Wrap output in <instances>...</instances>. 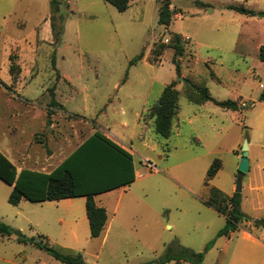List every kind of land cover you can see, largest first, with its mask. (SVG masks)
<instances>
[{"label": "rangeland", "instance_id": "obj_1", "mask_svg": "<svg viewBox=\"0 0 264 264\" xmlns=\"http://www.w3.org/2000/svg\"><path fill=\"white\" fill-rule=\"evenodd\" d=\"M170 3L173 16L164 27L158 23L163 0H129L124 12L104 0H0V152L17 169L50 171L95 129L130 149L137 170L130 187L94 197L114 222L105 237H90L82 219L85 198L24 199L13 206L7 202L11 187L1 180L0 219L27 237L44 235L61 253H79L88 264H148L168 254L173 259L164 264H196L183 249L201 254V264H264V228L242 221L218 237L225 219L204 204L206 174L218 160L221 169L209 187L230 195L240 179V210L264 217L257 190L264 181L254 166L258 144L264 143V130L256 127L264 122L258 99L264 90V63L258 59L264 0ZM172 34L182 38L181 56L168 47ZM140 53L141 60L130 65ZM11 66L20 71L11 72ZM172 82L178 110L171 135L160 139L150 114ZM191 84L218 101L242 98L243 107L253 105H196L190 98L199 94ZM51 87L55 112L42 107L52 100ZM47 113L54 127L45 126ZM36 133L47 134V143L36 140ZM245 140L250 169L240 173ZM0 264L63 263L11 236L0 242Z\"/></svg>", "mask_w": 264, "mask_h": 264}, {"label": "trees", "instance_id": "obj_2", "mask_svg": "<svg viewBox=\"0 0 264 264\" xmlns=\"http://www.w3.org/2000/svg\"><path fill=\"white\" fill-rule=\"evenodd\" d=\"M104 1L113 6L118 12H124L129 7V0ZM195 4L200 7H211L199 1ZM170 5V0H163L158 14V23L161 26L168 27L171 24L173 12ZM230 8L246 15H259L243 7L232 6ZM159 47L160 49L165 48L166 45L159 44ZM168 47L174 50L175 56H181L185 49L182 38L178 34H172ZM142 56L143 54L140 53L130 61V65L140 61ZM258 59L264 63V45L259 47ZM54 63L55 61L52 59L53 66ZM176 69L178 72V67ZM14 70L19 72V66H16L15 69L11 66L10 71L13 72ZM190 87L199 94L198 99L200 102L211 101L222 108L238 109L235 101H218L210 96L206 88L195 84H191ZM49 91L52 94L50 105L55 106L53 101L54 90L52 88ZM258 99L260 102H264V90L260 93ZM190 100L193 102V97ZM177 110L178 91L175 88V83L172 82L164 87L150 114L153 119L152 128L158 138H169L172 133V121L177 114ZM124 167L127 169L129 177L124 182H116L117 174ZM220 167L219 161L215 160L209 167L204 181V186L210 193L204 204L213 207L218 213L226 217L225 226L218 232L217 236L228 235L230 232L235 231L242 221H251L254 227H264V218L254 220L240 210L239 193L234 192L231 196H228L209 187L208 181L216 175ZM0 180L12 186L8 203L13 206L18 205L22 199L31 202H43L84 196L86 198L85 211L89 223L90 237L97 238L104 230L107 213L104 207L96 205L94 195L131 183L134 180V169L132 156L128 152L109 140L101 132L95 131L93 135L48 173L29 169L17 172L13 163L0 152ZM11 236H14L19 243L33 244L63 264H88L81 254H63L50 245L46 237L40 235L38 240L34 237H27L21 231L11 228L0 220V238ZM182 254L189 255L195 260L196 264H201V254H196L187 249H183ZM172 259V256L168 254L157 262L148 264H164ZM178 260L181 261V258Z\"/></svg>", "mask_w": 264, "mask_h": 264}, {"label": "crops", "instance_id": "obj_3", "mask_svg": "<svg viewBox=\"0 0 264 264\" xmlns=\"http://www.w3.org/2000/svg\"><path fill=\"white\" fill-rule=\"evenodd\" d=\"M176 14V13H175ZM176 15H178V14H176ZM176 15H174V17L176 16ZM179 16V15H178ZM19 71H20V68H19ZM63 77V76H62ZM64 78V77H63ZM177 87V86H176ZM175 87V88H176ZM53 87H51L50 89H52ZM53 90H54V88H53ZM262 91H260V93H261ZM54 93H55V90H54ZM260 93H259V95H260ZM207 101H205V102H200L199 101V99H198V97L197 96H194L193 97V103H195L196 105H203V104H205ZM235 102L237 103V105L238 106H243V105H245L246 104V101H245V99H242V98H239V99H237V100H235ZM262 104L264 105V102H262ZM34 108L36 107L34 104H31ZM39 107H40V105H39ZM45 110H47V111H52V112H55V111H58V109H56V107L55 106H51L50 105V102L49 103H47V104H45V105H43L42 106ZM47 120H46V122H45V126H48V128L51 126V127H54V125H55V123H53V122H51L50 121V117L52 116V115H48V113H47ZM263 123L264 122H262V121H260L258 124H257V129L258 130H264V126H263ZM95 131H99V130H93L92 131V133H90L88 136H85L83 139H81V141L72 149V151L68 154V155H66L63 159H62V161L66 158V157H68L79 145H81L87 138H89L91 135H93L94 134V132ZM51 132V131H50ZM100 132V131H99ZM103 134V133H102ZM105 137H107L109 140H111L107 135H105V134H103ZM35 139L36 140H38V141H40L41 143H47V141H48V135L46 134L45 136H43L42 134H39V133H36L35 135ZM84 135L82 134V136H78V138H81V137H83ZM112 141V140H111ZM112 142H114V141H112ZM115 144H117L119 147H121L123 150H125L126 152H128L131 156H132V163H133V169H134V180L131 182V183H129V184H127V185H122V186H119V187H116V188H114V189H111V190H109V191H106V192H103V193H99V194H96V195H94V197L95 196H97V195H100V194H104V193H107V192H110V191H113V190H117V189H126V188H128V187H130L133 183H134V181L136 180V177H137V170H136V167H135V164H134V159H133V155H132V153H131V151H130V149H128L127 147H125L120 141H115L114 142ZM250 144V143H249ZM259 153H258V158H256V162H255V169H257V171L259 172V175L261 176L260 178L264 181V143L262 142V141H260L259 142ZM249 149H250V145H249ZM48 158L49 157H51V155H52V153L49 151L48 152ZM5 156V155H4ZM6 157V156H5ZM7 158V157H6ZM8 159V158H7ZM61 161V162H62ZM61 162H59L58 163V165L61 163ZM57 165V166H58ZM57 166H55V167H57ZM54 167V168H55ZM249 167H250V161H249ZM53 168V169H54ZM24 169H26V168H24ZM53 169H51L50 171H44V170H34V169H29V170H34V171H40V172H45V173H48V172H51ZM220 169H221V167H220ZM219 169V170H220ZM250 169V168H249ZM16 170H17V172H20L21 170H23V169H17L16 168ZM218 170V171H219ZM217 174V173H216ZM127 177H129V173H128V171H127V169L124 167V168H122L120 171H119V173L117 174V177L115 178V181L116 182H124L125 180H127ZM214 178V177H213ZM212 178V179H213ZM2 181V180H1ZM114 181V182H115ZM5 183V182H4ZM8 185V184H7ZM10 186V185H9ZM11 187V190H12V186H10ZM210 187H212V188H214V189H216V190H218V191H220V192H222L220 189H218V188H216V187H214V186H210ZM11 190H10V192H11ZM257 190L258 191H260L261 192V196H259L258 197V203L264 208V185H261V186H259V187H257ZM10 192H9V194H10ZM235 192V191H234ZM222 193H224V192H222ZM233 193V192H232ZM231 193V194H232ZM225 195H228V194H226V193H224ZM231 194L230 195H228V196H231ZM208 195L210 196V193L208 192ZM8 197H9V195H8ZM83 198H85L84 196H82ZM75 198H80V197H75ZM209 198V197H208ZM69 199H74V198H68V199H62V200H59V201H65V200H69ZM22 200H24V199H22ZM21 200V201H22ZM20 201V202H21ZM58 201V202H59ZM70 201V200H69ZM85 201H86V198H85ZM7 202H8V198H7ZM20 202L18 203V205L20 204ZM31 202V201H30ZM44 202H57V201H43V202H33V203H44ZM97 205V204H96ZM17 206V205H16ZM101 207V206H100ZM211 208H213V207H211ZM214 209V208H213ZM215 210V209H214ZM216 211V210H215ZM217 212V211H216ZM85 213H86V211H85ZM106 213H107V211H106ZM218 213V212H217ZM219 215H221L222 217H224V219H225V222H226V217L224 216V215H222V214H220V213H218ZM264 217H262V218H258V219H263ZM82 219H85V225H86V223H87V225L86 226H88L89 227V223H88V219H87V216H85V218L83 217ZM252 219H257L256 217L255 218H252ZM1 220V219H0ZM2 221V220H1ZM59 221H63V218H60L59 219ZM3 222V221H2ZM249 223L251 222V221H248ZM113 224H114V222H113V219H109L108 218V215H107V221H106V225H105V227H104V230L102 231V233H101V235L103 234L104 235V237L110 232V230L113 228ZM251 224H252V222H251ZM260 228H264V227H262V226H259ZM259 227H254L253 226V224H252V229L253 228H259ZM90 232V231H89ZM245 234V236L246 237H250V238H252V239H255V237L253 236V234H252V232L251 231H248V230H245V232H244ZM100 235V236H101ZM38 236H40V235H38ZM42 236H44V235H42ZM99 236V237H100ZM45 237V236H44ZM5 237H1L0 238V242L4 239ZM31 238V237H30ZM98 238V237H97ZM46 239H48L47 237H46ZM48 241H49V239H48ZM103 241H104V238H103ZM103 241H102V243H103ZM179 262H181V261H179Z\"/></svg>", "mask_w": 264, "mask_h": 264}, {"label": "water", "instance_id": "obj_4", "mask_svg": "<svg viewBox=\"0 0 264 264\" xmlns=\"http://www.w3.org/2000/svg\"><path fill=\"white\" fill-rule=\"evenodd\" d=\"M253 104H250L248 106H240L239 109L244 110L247 109L248 107L252 106ZM238 171L240 173H247L249 171V158H248V142L245 140L243 142L242 148H241V157L239 160L238 164ZM241 180L237 179L236 181V188H235V193H240L241 192Z\"/></svg>", "mask_w": 264, "mask_h": 264}]
</instances>
